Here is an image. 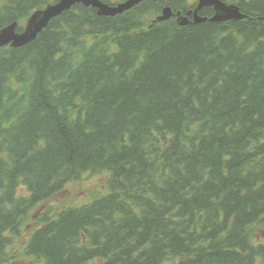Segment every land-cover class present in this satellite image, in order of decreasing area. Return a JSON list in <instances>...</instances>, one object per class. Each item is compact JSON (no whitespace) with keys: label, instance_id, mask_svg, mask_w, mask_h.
<instances>
[{"label":"trees","instance_id":"16d2710c","mask_svg":"<svg viewBox=\"0 0 264 264\" xmlns=\"http://www.w3.org/2000/svg\"><path fill=\"white\" fill-rule=\"evenodd\" d=\"M54 1L9 0L0 28ZM222 1L248 17L76 5L0 49V264H264V0ZM103 173L107 194L49 207L23 239L37 207Z\"/></svg>","mask_w":264,"mask_h":264},{"label":"water","instance_id":"95a60500","mask_svg":"<svg viewBox=\"0 0 264 264\" xmlns=\"http://www.w3.org/2000/svg\"><path fill=\"white\" fill-rule=\"evenodd\" d=\"M145 0H127L124 3L111 7L99 0H60L57 4L49 6L43 11L35 13L28 21L23 33H17V23H14L0 31V48L11 45L14 48H20L33 42L37 36L49 25L51 20L63 12L71 9L76 4H83L99 10L103 16H116L124 13L144 2ZM157 1V0H152ZM204 7H214L216 15L210 19L211 22H225L230 20H241L245 16L240 12L237 6H227L220 0H200L199 6L194 13V19L190 21L188 17H182L180 13L176 16L180 24L185 26L190 23H203L207 18H201L198 12ZM173 17V12L169 6L163 10L162 16L158 17L156 22L166 21Z\"/></svg>","mask_w":264,"mask_h":264},{"label":"rangeland","instance_id":"374dc122","mask_svg":"<svg viewBox=\"0 0 264 264\" xmlns=\"http://www.w3.org/2000/svg\"><path fill=\"white\" fill-rule=\"evenodd\" d=\"M113 2H121L123 0H111ZM198 0H191L192 3H196ZM109 175L108 174H85L80 181L69 183L63 191L57 194L54 198L48 202L37 207L31 215L30 221L24 226L22 231L23 239L29 238L33 231L37 228L36 221L42 216V214L49 208L61 210L67 206H79L92 202L94 197L102 195L107 192ZM260 241L264 242V220L262 221L261 229L258 235ZM22 240L21 246H24ZM24 239V240H25ZM18 251V247H15ZM23 251V250H22ZM14 252H16L14 250ZM18 261L21 264H25L33 261L31 258H24V256L17 255ZM42 264V263H36Z\"/></svg>","mask_w":264,"mask_h":264},{"label":"bare ground","instance_id":"6f19581e","mask_svg":"<svg viewBox=\"0 0 264 264\" xmlns=\"http://www.w3.org/2000/svg\"><path fill=\"white\" fill-rule=\"evenodd\" d=\"M46 217V216H45ZM52 217V216H51ZM48 218V217H47ZM93 264V263H92Z\"/></svg>","mask_w":264,"mask_h":264},{"label":"flooded vegetation","instance_id":"af4514ba","mask_svg":"<svg viewBox=\"0 0 264 264\" xmlns=\"http://www.w3.org/2000/svg\"><path fill=\"white\" fill-rule=\"evenodd\" d=\"M0 15H1V11H0Z\"/></svg>","mask_w":264,"mask_h":264}]
</instances>
